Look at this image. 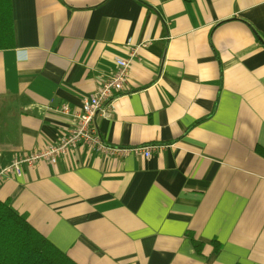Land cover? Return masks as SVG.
<instances>
[{
    "label": "crops",
    "instance_id": "0c3cea01",
    "mask_svg": "<svg viewBox=\"0 0 264 264\" xmlns=\"http://www.w3.org/2000/svg\"><path fill=\"white\" fill-rule=\"evenodd\" d=\"M0 169L54 143L132 49L104 143L0 180L77 264H264V0H11ZM67 105V114L59 111Z\"/></svg>",
    "mask_w": 264,
    "mask_h": 264
},
{
    "label": "built area",
    "instance_id": "2783aa9c",
    "mask_svg": "<svg viewBox=\"0 0 264 264\" xmlns=\"http://www.w3.org/2000/svg\"><path fill=\"white\" fill-rule=\"evenodd\" d=\"M134 54L135 49H132L129 57H116L114 59L115 70L113 74L107 77L93 93L83 97L80 109L72 113L74 124L67 133L62 134L54 143L14 155L11 162L0 169V180L10 175L21 176L24 168L39 161L54 164L68 150L79 146H85L109 156L134 153L148 157L153 148L152 145L128 148L106 144L100 138L95 124L97 116L107 118L113 112L114 102L128 81L131 57ZM59 111L67 114L69 112L68 106L62 105Z\"/></svg>",
    "mask_w": 264,
    "mask_h": 264
},
{
    "label": "trees",
    "instance_id": "16d2710c",
    "mask_svg": "<svg viewBox=\"0 0 264 264\" xmlns=\"http://www.w3.org/2000/svg\"><path fill=\"white\" fill-rule=\"evenodd\" d=\"M11 0H0V50L13 40ZM0 264H77L56 248L19 213L9 199H0Z\"/></svg>",
    "mask_w": 264,
    "mask_h": 264
}]
</instances>
